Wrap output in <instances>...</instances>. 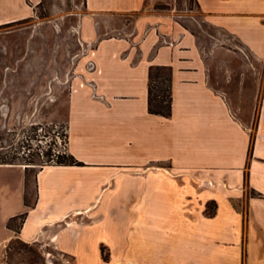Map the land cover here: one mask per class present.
Segmentation results:
<instances>
[{"label":"crops","instance_id":"obj_1","mask_svg":"<svg viewBox=\"0 0 264 264\" xmlns=\"http://www.w3.org/2000/svg\"><path fill=\"white\" fill-rule=\"evenodd\" d=\"M43 1L0 0V26L34 19ZM162 1H84L81 47L95 56L77 62L65 120L83 165L38 171L33 201L21 169L0 166L21 175L4 222L26 213L19 238L75 264H264V66L245 60L264 62V0H195L232 41L210 36L214 50ZM157 67L171 71L170 117L149 112ZM3 192L0 179L8 206Z\"/></svg>","mask_w":264,"mask_h":264},{"label":"rangeland","instance_id":"obj_2","mask_svg":"<svg viewBox=\"0 0 264 264\" xmlns=\"http://www.w3.org/2000/svg\"><path fill=\"white\" fill-rule=\"evenodd\" d=\"M84 1L44 0L34 19L0 26V163L10 155H17V165L10 166L19 167L26 177V201L35 199L33 182L39 170L35 169L37 164L49 159L52 165L60 160L70 161L64 142L65 120L72 84L80 76L79 19ZM156 8L183 18L184 26L198 36L206 50H214L210 36L221 41L217 42L218 48L232 44L223 32L210 26L195 0H163ZM245 60L249 65L264 66V62L249 57ZM152 87L154 99L161 96L168 100L166 72L154 78ZM60 156L66 159H59ZM25 164H31L30 169H25ZM0 179L4 195L12 201L8 206L0 204V264H75L53 245L45 247L22 241L16 234L23 225L22 217L4 222L10 212L18 210L17 186L21 175L5 170L0 172ZM206 208L209 214L215 210L211 203ZM102 250L108 259L109 253Z\"/></svg>","mask_w":264,"mask_h":264},{"label":"trees","instance_id":"obj_3","mask_svg":"<svg viewBox=\"0 0 264 264\" xmlns=\"http://www.w3.org/2000/svg\"><path fill=\"white\" fill-rule=\"evenodd\" d=\"M166 72V82H168V91H169V98L166 101L164 98H162L161 96H157L158 99H154L153 97V87H152V83L155 77H158V75H160L161 73ZM162 76V75H161ZM149 112L151 114H155V115H161L164 117H170L172 114V97H171V71L168 68H152L150 70V74H149ZM59 159H66L65 157H58ZM18 159L17 155L13 154L10 155V157L5 158L1 161V165H5V166H10V165H17L16 160ZM53 161L52 160H44L42 162V164H37L39 166H35V169H39L38 171L42 170L44 167L48 166V165H52ZM56 165H62V166H82V163H79L78 161H76L74 159L73 156L70 155V161L68 162V160H60V161H56L55 162ZM27 165L25 167V169H30V165L31 164H25ZM37 171V172H38ZM36 176V175H35ZM22 217L23 218V223L24 220L26 218V213L15 217L13 219ZM19 232V231H18ZM17 232V233H18Z\"/></svg>","mask_w":264,"mask_h":264},{"label":"built area","instance_id":"obj_4","mask_svg":"<svg viewBox=\"0 0 264 264\" xmlns=\"http://www.w3.org/2000/svg\"><path fill=\"white\" fill-rule=\"evenodd\" d=\"M90 53V55L92 57L95 56V52H94V48L92 45L90 44H87V46L85 48H82V52H81V56H85V54H88ZM95 63L93 61H90L86 67V70L89 71V72H95L96 71V67H95ZM88 84H91L94 88H95V83L94 81L92 82H89ZM84 83H82L80 86L81 87H84ZM64 142H65V146L68 148V144H69V135H68V129H66V133H65V136H64Z\"/></svg>","mask_w":264,"mask_h":264},{"label":"bare ground","instance_id":"obj_5","mask_svg":"<svg viewBox=\"0 0 264 264\" xmlns=\"http://www.w3.org/2000/svg\"><path fill=\"white\" fill-rule=\"evenodd\" d=\"M117 264H121V263L117 262Z\"/></svg>","mask_w":264,"mask_h":264}]
</instances>
